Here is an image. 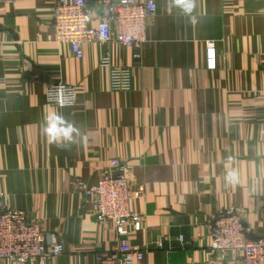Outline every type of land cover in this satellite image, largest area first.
<instances>
[{"label": "crops", "instance_id": "1", "mask_svg": "<svg viewBox=\"0 0 264 264\" xmlns=\"http://www.w3.org/2000/svg\"><path fill=\"white\" fill-rule=\"evenodd\" d=\"M52 2L0 0V192L62 239L46 264H111L114 227L88 212L71 182L95 180L112 156L128 163L132 185L146 188L130 201L143 215L129 232L145 250L134 264L236 261L235 250L224 258L211 251L208 223L238 204L252 236L264 235V0H196L191 14L155 0L140 47L88 41L81 57L47 38ZM88 9L96 22L100 2ZM105 51L131 68L130 89H110L99 64ZM59 79L75 86L74 105L45 100V86ZM55 111L80 129L69 147L42 135L45 114Z\"/></svg>", "mask_w": 264, "mask_h": 264}, {"label": "built area", "instance_id": "2", "mask_svg": "<svg viewBox=\"0 0 264 264\" xmlns=\"http://www.w3.org/2000/svg\"><path fill=\"white\" fill-rule=\"evenodd\" d=\"M7 1V0H4ZM102 6L96 22L86 0H53V32L48 39L65 43L76 57L83 55L82 43L115 41L126 46L140 47L146 40L148 19L156 12L155 0H98ZM133 55H139L135 51ZM206 65L214 67L215 48L212 39L205 41ZM99 64L108 68L110 89L131 88L132 72L127 65L113 63L107 51ZM48 103L72 106L77 93L74 85L61 79L45 86ZM128 163L112 156L93 181L75 177L71 184L82 192L88 212L100 222L110 223L116 238L108 252L111 264H134L140 261L145 250L129 239L130 228L138 230L143 215L133 210L130 201L142 197L144 183L132 185L128 178ZM253 228L240 205L229 204L217 209L209 219L208 234L211 251L224 258L229 250L238 253L230 264H264V235L252 236ZM181 239V236L179 237ZM161 239L157 244L161 245ZM62 239L56 231L46 230L40 221L25 209L9 205L0 192V260L14 264H33L48 260L63 251ZM101 257L100 253L96 254Z\"/></svg>", "mask_w": 264, "mask_h": 264}, {"label": "clouds", "instance_id": "3", "mask_svg": "<svg viewBox=\"0 0 264 264\" xmlns=\"http://www.w3.org/2000/svg\"><path fill=\"white\" fill-rule=\"evenodd\" d=\"M173 2L186 14H191L196 7V0H173ZM41 132L49 144H55L57 147H69L75 142L76 135H80V129L59 111L45 114Z\"/></svg>", "mask_w": 264, "mask_h": 264}, {"label": "water", "instance_id": "4", "mask_svg": "<svg viewBox=\"0 0 264 264\" xmlns=\"http://www.w3.org/2000/svg\"><path fill=\"white\" fill-rule=\"evenodd\" d=\"M96 1L97 0H86L87 6L89 7V6L93 5Z\"/></svg>", "mask_w": 264, "mask_h": 264}]
</instances>
